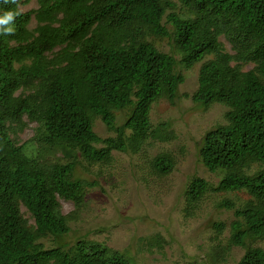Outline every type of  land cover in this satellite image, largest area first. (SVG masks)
<instances>
[{"label":"trees","instance_id":"16d2710c","mask_svg":"<svg viewBox=\"0 0 264 264\" xmlns=\"http://www.w3.org/2000/svg\"><path fill=\"white\" fill-rule=\"evenodd\" d=\"M35 1L23 13L28 0H0V15L16 13L7 25L14 34L0 32V264H138L129 248L107 246L93 231L66 238L99 186V167L174 138L168 121L153 122L152 109L173 104L180 70L196 66L191 101L225 108L224 123L197 148L204 169L220 177L192 178L182 215L200 214L208 193L229 195L216 206L232 215L219 259L236 248L233 264H264V0ZM28 124L32 135L19 144ZM175 161L158 152L148 177L169 175ZM59 199L72 211L64 214ZM223 224L212 227L222 233ZM156 240L140 239V250Z\"/></svg>","mask_w":264,"mask_h":264},{"label":"rangeland","instance_id":"374dc122","mask_svg":"<svg viewBox=\"0 0 264 264\" xmlns=\"http://www.w3.org/2000/svg\"><path fill=\"white\" fill-rule=\"evenodd\" d=\"M37 8L35 0L21 4V12ZM35 21L30 20L33 28ZM226 49L229 45L225 43ZM166 51L169 49L163 46ZM175 59L179 55L173 51ZM251 66H245L244 70ZM197 66L189 70H180L184 82L179 96L169 104L158 102L152 109V120H166L170 123V133L174 138L167 144L147 147L142 153H116L109 166L99 167L96 178L99 186L91 190L80 211V217L71 224V233L67 241L73 242L88 230L91 238L116 249L129 248L138 264H233L241 256L240 250L233 248L225 255V261L219 259V244L227 236V224L232 219L230 211L218 209L223 196L220 193H208L204 197L200 214L185 218L182 215L183 191L188 182L201 177L210 183L219 180V173H209L197 157L198 143L203 134L217 125L223 124L225 108L213 104L207 109L196 106L190 99L196 89ZM95 131L106 138L108 132L95 120ZM116 125H121L119 118ZM32 124H28L16 136L20 144L32 135ZM168 151L175 158L172 172L164 177H148L147 161L160 151ZM61 211L66 214L73 205L59 199ZM24 217L25 210L21 209ZM224 223L222 233H217L213 223ZM226 227V228H225ZM158 237L150 252L140 250L148 237ZM159 244V245H158ZM142 245V246H141ZM258 246L264 249V241ZM189 258V259H188Z\"/></svg>","mask_w":264,"mask_h":264},{"label":"clouds","instance_id":"9594fccd","mask_svg":"<svg viewBox=\"0 0 264 264\" xmlns=\"http://www.w3.org/2000/svg\"><path fill=\"white\" fill-rule=\"evenodd\" d=\"M5 3H8L9 0H4ZM12 3H15L16 0H11ZM16 13L13 11H6L3 15H0V32L6 35L14 34V29L12 27H7L14 20Z\"/></svg>","mask_w":264,"mask_h":264}]
</instances>
